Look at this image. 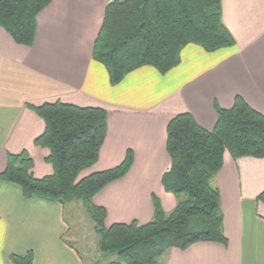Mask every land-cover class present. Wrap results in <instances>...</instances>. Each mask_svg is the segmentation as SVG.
Returning <instances> with one entry per match:
<instances>
[{
  "label": "crops",
  "instance_id": "0c3cea01",
  "mask_svg": "<svg viewBox=\"0 0 264 264\" xmlns=\"http://www.w3.org/2000/svg\"><path fill=\"white\" fill-rule=\"evenodd\" d=\"M109 0H52L36 17L30 47L17 44L0 27V175L8 155L25 152L32 173L52 174L48 150L34 141L44 122L32 107L59 101L106 112L107 132L89 173L119 166L127 152L132 164L124 177L105 186L92 203L105 212L104 226L148 224L157 203L165 214L176 207L163 175L170 168L168 123L189 114L204 130L216 124L217 108L230 109L236 97L264 116V0H221L222 23L234 45L207 53L187 45L178 66L165 74L142 67L115 86L92 59L95 39ZM217 190L226 242H199L170 249L158 264H264V158L232 159L210 181ZM65 206L24 198L0 178V264L32 255V264H82L66 241Z\"/></svg>",
  "mask_w": 264,
  "mask_h": 264
},
{
  "label": "trees",
  "instance_id": "16d2710c",
  "mask_svg": "<svg viewBox=\"0 0 264 264\" xmlns=\"http://www.w3.org/2000/svg\"><path fill=\"white\" fill-rule=\"evenodd\" d=\"M52 0H0V27L20 45L34 40L37 15ZM196 45L212 53L234 45L222 23L221 0H109L95 39L92 59L107 72L109 84L142 67L165 74L178 66L180 53ZM44 122L36 147L48 150L52 174L41 179L32 173L25 153L8 155L0 178L17 185L24 198H41L62 206L79 201L95 224L100 250L114 254V264H158L170 249L185 250L199 242H226L222 232L219 195L210 181L222 167L223 155L264 158V116L236 97L228 110L217 108L214 129H202L189 114L174 117L167 126L166 151L170 168L163 175L165 190L177 200L165 214L155 204L145 225L105 227V212L92 203L108 184L124 177L132 164L89 173L104 142L106 112L59 101L32 107ZM257 201L264 204V192ZM14 264H32V255L12 256Z\"/></svg>",
  "mask_w": 264,
  "mask_h": 264
},
{
  "label": "rangeland",
  "instance_id": "374dc122",
  "mask_svg": "<svg viewBox=\"0 0 264 264\" xmlns=\"http://www.w3.org/2000/svg\"><path fill=\"white\" fill-rule=\"evenodd\" d=\"M64 220L66 232L63 240L68 242L80 255L82 264H114V254L100 250L95 233V224L81 202L73 200L65 205Z\"/></svg>",
  "mask_w": 264,
  "mask_h": 264
}]
</instances>
